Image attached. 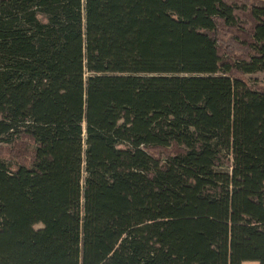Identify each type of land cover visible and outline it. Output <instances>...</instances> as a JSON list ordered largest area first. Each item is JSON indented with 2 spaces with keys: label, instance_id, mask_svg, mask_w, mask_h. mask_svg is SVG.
I'll return each mask as SVG.
<instances>
[{
  "label": "trees",
  "instance_id": "obj_1",
  "mask_svg": "<svg viewBox=\"0 0 264 264\" xmlns=\"http://www.w3.org/2000/svg\"><path fill=\"white\" fill-rule=\"evenodd\" d=\"M96 1L0 0V264H264V96L162 74L217 0Z\"/></svg>",
  "mask_w": 264,
  "mask_h": 264
},
{
  "label": "rangeland",
  "instance_id": "obj_2",
  "mask_svg": "<svg viewBox=\"0 0 264 264\" xmlns=\"http://www.w3.org/2000/svg\"><path fill=\"white\" fill-rule=\"evenodd\" d=\"M225 1L228 3L231 2L236 6L233 14H229L228 11H225L222 15V17L224 16V21L226 20L225 25L220 21L217 23L214 30L206 27L197 29L199 34H203L205 36L209 35L212 38V46L216 49V56H218V60L213 61L211 66L204 67L206 71H203L202 68H193L191 69L193 72H189V70L184 71V69L182 72H162V74L169 77H221L223 79H229V81L233 84L238 83L236 87H238L239 84H244V90L246 92L249 90L253 92L252 94L263 97L264 65H258L252 58L256 53H258V56H260L264 49V46H262L264 45V39H261L257 35L258 32L256 29L259 28L258 26H264V0ZM218 14L219 15H214V20L217 18V16H220L221 8L218 9ZM178 31L182 34L181 37H184V32L182 30H177L173 33ZM148 34H151V32H148ZM181 47L187 49V46L185 45H182ZM246 66H254V68L257 70L255 71L254 69L252 71H246L248 69ZM254 128L255 127H253V131H251L252 138L253 136H257V133L254 131L256 129ZM190 130L195 132L193 131V128L191 129V126ZM243 139L245 140L247 137L244 136ZM259 142L260 143H258V145L264 147V139H260ZM184 147L187 148V144H185ZM166 152L167 150H164V154H166ZM223 152L224 151L221 152L222 155ZM225 154H227L229 159H233V151L225 152ZM226 160L228 159L224 158L222 161L220 159L218 163L220 166L218 171L221 175L229 170V165ZM41 227V224L34 225L35 229H39ZM245 264H258V262L246 261Z\"/></svg>",
  "mask_w": 264,
  "mask_h": 264
},
{
  "label": "flooded vegetation",
  "instance_id": "obj_3",
  "mask_svg": "<svg viewBox=\"0 0 264 264\" xmlns=\"http://www.w3.org/2000/svg\"><path fill=\"white\" fill-rule=\"evenodd\" d=\"M123 1L124 0H122V2L120 3L121 5H122ZM161 1L163 3H165L167 0H161ZM102 2L104 3L105 6H108L107 3H110L111 5H115L116 4V0H102ZM139 2L140 3H136L135 4V7H134L135 12L137 11V12L141 13V12L144 11V13H147V11L144 9V7H141V8L138 7V5H140V4L142 6L143 1L139 0ZM100 3H101V0H97L96 1L98 10L100 9ZM163 3H160V2H156L155 3L154 0H151V5H152L151 9L153 8L154 5H155V7L159 8L160 10L165 8L164 13L166 14V16H168L172 20H173V18L175 19V16H176L177 13H176V7L174 5V2L173 3L170 2V3H167V4H163ZM85 4H86V0H81L80 8H81V11L83 13H84V9H85ZM220 8H222L224 10V11L221 12L222 14H224L225 11H228L229 14H233L234 13V9L236 8V6L233 3H231V2H229V3L226 2L225 0H217L215 2V9L212 8V13L219 15L217 12H218V9H220ZM148 13H150V12H148ZM220 21L225 25L226 20L224 21V17L217 16V18H215L212 26L209 27V28H211V30H214V28L216 27L217 23L220 22ZM229 25H232V24H229ZM200 35H203V34H200ZM203 36H205V35H203ZM206 37H208V38H210L212 40V38L209 35H206ZM234 111L236 112V107H235V105H232L231 109H230V112H231L230 114H231V119L232 120H233V117H235Z\"/></svg>",
  "mask_w": 264,
  "mask_h": 264
},
{
  "label": "crops",
  "instance_id": "obj_4",
  "mask_svg": "<svg viewBox=\"0 0 264 264\" xmlns=\"http://www.w3.org/2000/svg\"><path fill=\"white\" fill-rule=\"evenodd\" d=\"M246 262V261H245ZM245 262H242L241 264H245Z\"/></svg>",
  "mask_w": 264,
  "mask_h": 264
}]
</instances>
